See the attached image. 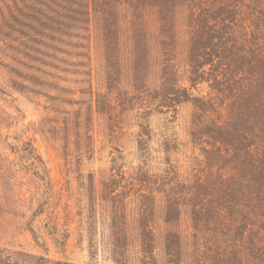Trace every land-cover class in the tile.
I'll use <instances>...</instances> for the list:
<instances>
[{
	"label": "rangeland",
	"instance_id": "374dc122",
	"mask_svg": "<svg viewBox=\"0 0 264 264\" xmlns=\"http://www.w3.org/2000/svg\"><path fill=\"white\" fill-rule=\"evenodd\" d=\"M105 2L0 0V245L71 264H143L146 223L144 264H192L194 238L209 233L193 231L206 217L194 208L220 204L241 179L212 137L229 117L225 61L193 54L206 3L108 0L111 16ZM168 214L181 238L170 257Z\"/></svg>",
	"mask_w": 264,
	"mask_h": 264
},
{
	"label": "trees",
	"instance_id": "16d2710c",
	"mask_svg": "<svg viewBox=\"0 0 264 264\" xmlns=\"http://www.w3.org/2000/svg\"><path fill=\"white\" fill-rule=\"evenodd\" d=\"M95 1L92 0V3ZM107 1L102 14L107 10L106 13L113 16L114 3H121L122 0H112L114 3L110 5V9L113 6V10L109 9L110 2ZM131 1L133 0H124L133 7L135 4H131ZM136 1L140 4L148 0ZM150 1L158 6L169 4L168 7L175 2ZM200 2H205L206 8L197 17L193 54L203 58L207 56L211 61H214L213 57L225 61L227 69L229 117L221 131L212 137L225 143L232 154V169L240 171L241 179L237 182L239 188L230 186L232 179L227 183L229 188L224 190L225 198L220 204L212 208H194L195 215L204 212L206 217L202 226L198 223L199 218L192 222L193 231L201 234V230L207 229L209 233L207 236L201 234V239L194 238L191 260L192 264H264V0ZM193 61L194 65L200 63L198 58ZM239 194L241 199H238ZM171 210L169 205V214ZM210 213L213 214L212 221L208 218ZM169 214L164 223L171 227L165 232L164 244L166 254L170 257L180 254L181 238L179 232L172 228L176 222ZM215 214H226L230 221L217 219ZM114 218L112 228L121 231L115 234L116 246L124 249L127 241V235L123 232L125 222L122 214ZM204 226L207 228H203ZM139 228V258L144 264L147 254H152L153 239L148 232V224ZM28 229L35 240L34 231L32 228ZM172 262L170 259L169 263ZM0 264L71 263L50 260L45 254L36 255L0 245Z\"/></svg>",
	"mask_w": 264,
	"mask_h": 264
}]
</instances>
